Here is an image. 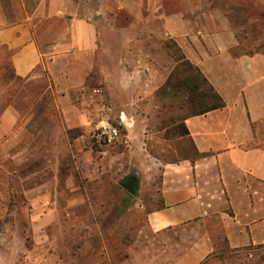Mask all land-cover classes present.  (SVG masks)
Segmentation results:
<instances>
[{
	"label": "crops",
	"instance_id": "obj_1",
	"mask_svg": "<svg viewBox=\"0 0 264 264\" xmlns=\"http://www.w3.org/2000/svg\"><path fill=\"white\" fill-rule=\"evenodd\" d=\"M26 1L0 0V50L11 53L17 78L29 82L46 74L58 98L29 105L25 115L11 105L0 116V207L9 202V164L34 175L54 170L53 185L59 170H87L94 150L83 105L96 91L101 98L110 93L89 89L98 56L104 64L107 59L115 64L114 71L103 69L100 78L105 83L114 79L113 118L124 132L110 151V163L120 170H139L152 181L160 175L159 205L146 220L161 241L144 251L167 257L165 262L146 258L142 264H205L217 255L263 250L264 49L246 51L237 28L211 0ZM92 2L96 9L89 8ZM10 8L18 9V17L8 22ZM143 8L148 21L161 20L156 30L174 40L185 61L226 103L184 117L179 130L187 134L176 140L167 120L157 114L163 106L157 92L167 78L156 82L147 63L137 66L141 58L131 49ZM91 14L129 16L131 21L125 26L116 20L92 22L84 17ZM102 30L113 33V52ZM141 30L152 33L155 28L146 22ZM122 33L128 37L125 49ZM127 61L135 67L127 70ZM38 109L49 113L39 118ZM101 161L97 170H105ZM20 179L24 186L25 176ZM44 202L35 200L34 206Z\"/></svg>",
	"mask_w": 264,
	"mask_h": 264
},
{
	"label": "rangeland",
	"instance_id": "obj_2",
	"mask_svg": "<svg viewBox=\"0 0 264 264\" xmlns=\"http://www.w3.org/2000/svg\"><path fill=\"white\" fill-rule=\"evenodd\" d=\"M26 3L32 5L34 1L27 0ZM211 3L237 28L246 51L264 49V0H211ZM88 6L91 10L96 9L97 3L92 2ZM17 10L10 8V13L5 15L8 22L17 19L18 15L14 14ZM142 12L143 20L138 21L141 26L138 27L136 41L131 45L141 58L137 66L147 63L159 84L171 76H174L175 82L181 76L179 68L183 65V54L174 40L156 30L161 20L152 17L148 21V11L143 8ZM84 17L91 18L92 22H99L100 19L113 23L116 20L123 26L131 21L129 16L119 18L91 14ZM146 22L152 23L154 32L141 30ZM102 33L113 52V33L103 30ZM127 39V34L122 33L120 41L123 49ZM98 61L96 56L89 89L90 92L103 89L107 95L108 90L114 92V79L105 83L100 77L105 68L114 71L115 64L111 59H107L105 64ZM0 63L4 64L0 66V116L11 105L20 115H25L29 105L50 104L57 100L58 95L55 88H49L51 83L46 74L36 81L20 80L3 50H0ZM124 64L127 70L135 67L133 62ZM167 80L157 92V99L163 104L157 114L167 120L168 133L176 140L182 133L179 126L189 114L188 103L182 97L172 100L167 96L163 90ZM110 93L105 95L106 98L96 93L93 99L86 97L88 103L83 105L85 113L93 110L95 103L101 100L113 108ZM81 99L75 103L80 104ZM36 113L42 116L49 111L38 109ZM72 133L75 134V131ZM93 156V160L86 162L87 170H59L55 185L52 177L54 170H38L40 173L34 175L33 170H17L16 166L9 164V202L6 207H0V264H142L146 258L165 262L167 256H147L144 251L146 247L155 248L153 244L161 241L152 235L146 220L147 213L159 205L160 175L152 181L142 176L139 170L114 168L109 156L102 158L94 151ZM97 160H102L103 164L99 167L103 166L105 170H97ZM23 176L26 180L24 186L20 179ZM128 179L137 183L136 195H131L122 187L121 184ZM39 199L48 203L35 207V200ZM156 248L159 250L160 245L157 244ZM248 253H252L253 257H248ZM205 264H264V249L217 255Z\"/></svg>",
	"mask_w": 264,
	"mask_h": 264
},
{
	"label": "trees",
	"instance_id": "obj_3",
	"mask_svg": "<svg viewBox=\"0 0 264 264\" xmlns=\"http://www.w3.org/2000/svg\"><path fill=\"white\" fill-rule=\"evenodd\" d=\"M1 50L6 52L11 64V53L5 48ZM181 61L183 62L179 68L181 76L177 77L175 82L173 81L174 76H171L163 87L167 96L172 100H176L178 97L184 98L188 103V116L204 115L224 108L226 106L225 101L215 92L199 69L185 61L184 56ZM0 66L3 67L4 64L0 63ZM182 134H187L186 129L183 130Z\"/></svg>",
	"mask_w": 264,
	"mask_h": 264
},
{
	"label": "built area",
	"instance_id": "obj_4",
	"mask_svg": "<svg viewBox=\"0 0 264 264\" xmlns=\"http://www.w3.org/2000/svg\"><path fill=\"white\" fill-rule=\"evenodd\" d=\"M96 93H98L96 91ZM94 109L88 112L87 127L90 130L92 148L96 154L105 158L111 149L122 141L123 130L113 118V108L104 100L95 103Z\"/></svg>",
	"mask_w": 264,
	"mask_h": 264
},
{
	"label": "water",
	"instance_id": "obj_5",
	"mask_svg": "<svg viewBox=\"0 0 264 264\" xmlns=\"http://www.w3.org/2000/svg\"><path fill=\"white\" fill-rule=\"evenodd\" d=\"M124 189H126L131 195L136 194L137 183L135 181L132 182H124L121 184Z\"/></svg>",
	"mask_w": 264,
	"mask_h": 264
},
{
	"label": "flooded vegetation",
	"instance_id": "obj_6",
	"mask_svg": "<svg viewBox=\"0 0 264 264\" xmlns=\"http://www.w3.org/2000/svg\"><path fill=\"white\" fill-rule=\"evenodd\" d=\"M132 181H133V179H128V180H126V182H129V183L132 182Z\"/></svg>",
	"mask_w": 264,
	"mask_h": 264
}]
</instances>
